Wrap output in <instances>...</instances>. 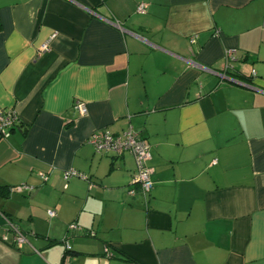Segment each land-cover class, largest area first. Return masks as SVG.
I'll return each instance as SVG.
<instances>
[{
	"label": "crops",
	"instance_id": "obj_1",
	"mask_svg": "<svg viewBox=\"0 0 264 264\" xmlns=\"http://www.w3.org/2000/svg\"><path fill=\"white\" fill-rule=\"evenodd\" d=\"M0 25V264H264V0H0ZM128 128L146 204L88 144Z\"/></svg>",
	"mask_w": 264,
	"mask_h": 264
},
{
	"label": "built area",
	"instance_id": "obj_2",
	"mask_svg": "<svg viewBox=\"0 0 264 264\" xmlns=\"http://www.w3.org/2000/svg\"><path fill=\"white\" fill-rule=\"evenodd\" d=\"M146 10L145 4H140L137 6V13L144 14ZM55 35L51 36L50 40L54 39ZM49 40V41H50ZM195 39L191 40L194 43ZM49 42L43 44L39 52H44L48 50ZM225 60V70L232 71V63L235 62V51L227 50L224 55ZM252 76L255 73L252 72ZM74 108L79 116H84L87 113L85 104L82 102H75ZM19 124V119L14 111L5 110L0 108V137L6 138L14 130V128ZM88 144L97 153L103 154H114L120 156L123 153H128L132 156L134 161V171L132 173V179L130 182V188L127 194L130 196L135 195L137 192L143 197V200L148 203L150 193L152 190L151 175L152 169L148 166V162L151 158L150 147L147 142L141 137L140 133L128 128L125 132L120 135H114L107 130H95L88 138ZM72 177H78L82 180H88L87 177L79 175L73 170H69L64 173L63 179L68 181ZM45 179V177H42ZM27 186H19L12 188L11 190L21 192L22 190H29ZM49 216H53V212H49ZM9 230L13 233V244L16 248H20L24 243H26L25 235L9 221H6ZM69 229H75V225L69 226ZM5 239V238H4ZM66 249L69 250V246L66 244Z\"/></svg>",
	"mask_w": 264,
	"mask_h": 264
},
{
	"label": "trees",
	"instance_id": "obj_3",
	"mask_svg": "<svg viewBox=\"0 0 264 264\" xmlns=\"http://www.w3.org/2000/svg\"><path fill=\"white\" fill-rule=\"evenodd\" d=\"M0 29H1V25H0Z\"/></svg>",
	"mask_w": 264,
	"mask_h": 264
}]
</instances>
